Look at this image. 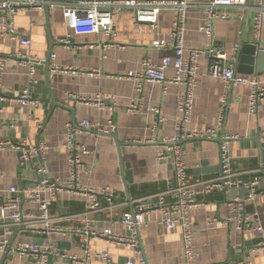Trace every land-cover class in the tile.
I'll list each match as a JSON object with an SVG mask.
<instances>
[{"label": "crops", "instance_id": "0c3cea01", "mask_svg": "<svg viewBox=\"0 0 264 264\" xmlns=\"http://www.w3.org/2000/svg\"><path fill=\"white\" fill-rule=\"evenodd\" d=\"M211 0H198V7L189 13L186 33L188 49H205L212 45L220 46L229 57L237 59L241 42L255 44L264 49V29L261 42H257L253 31L251 12L237 8L220 9L229 19L214 21L212 38L199 33V27L206 19L201 5ZM15 16L19 33L32 41L30 47L19 41L0 36V56L8 58L3 76L2 90L6 97L4 106L5 122L17 120L18 125L11 129L8 125L0 128V140L20 142L29 145L46 142L48 150L43 159H35L23 164L20 153L12 149L0 154L2 172V197L9 198V189L16 186L28 192L37 182L36 167L42 163L47 168V176L65 184L68 180V152L64 147L66 129L72 124L82 131L79 141L86 146L88 153L83 155L84 170L79 184L89 190H111L115 197L101 199L99 213L90 215L91 228L95 231L112 230L126 236L128 231L122 224L126 213L137 211L142 204L159 201V195L176 187L175 171L169 161L159 162L158 152L165 147L164 141L175 134V127L181 116L177 105L179 96L185 91L183 85L167 83L158 85L144 83L142 92L138 83L124 76L141 70L144 60L160 64L168 49L155 48L158 39H168L173 13L162 12L158 29L136 25L132 11H121L114 19L116 37L99 34H73L71 44L65 46L62 39L70 33L64 20L62 0H50L53 5L45 11L43 0H20ZM31 2H34L32 5ZM53 46L57 55L56 63L67 66L71 73H53L50 61V85L47 87L45 62ZM21 54L42 60L38 68V84L31 87L35 98L42 105L35 109L22 106L14 99L27 87L28 68L22 65ZM256 72L264 80V58ZM208 56L200 58V73L196 89L190 130L216 129L221 119L222 101L226 99V109L221 131L212 139H195L182 142L187 173L192 178L214 179L220 174L221 143L217 141L227 136H236L228 143L232 157V170L235 177L252 181L264 176V146L261 133L264 132V102L256 114L249 113L250 89L245 86H229L219 79L209 76ZM236 71L237 67L235 66ZM238 73V71H237ZM175 75L173 69L166 72L167 78ZM243 75V74H241ZM55 101L71 110L53 105ZM82 98L92 100L90 104ZM137 105V109H130ZM155 109L160 111L156 113ZM89 120L99 126L116 125L112 134H92L83 130L80 124ZM109 135H116V141ZM119 143L120 146L117 144ZM205 165V166H203ZM131 173V176L129 175ZM131 179V180H130ZM260 190H264L261 188ZM244 190V189H240ZM236 190V191H240ZM230 192V191H229ZM214 192L200 196L204 205L190 215L194 230V246L198 253V264H264V233H242L228 220L232 216L231 202L242 199L240 194ZM246 197V196H245ZM93 199L63 194L52 201L50 212L64 227H83V214ZM167 202L171 199L167 198ZM252 206V209H247ZM25 212L36 213V204L21 202ZM246 213H257L264 228V193L256 201L247 205ZM210 218L217 223L209 224ZM162 215L158 210L147 216V225L140 232V246L136 250L129 246L109 244L100 239H92L94 250L107 249L116 263L129 258L143 259L146 264H183L184 245L179 234L168 233L160 224ZM225 224V225H223ZM0 240L6 227L0 224ZM43 225L33 226L25 231L17 230L9 247L0 252V264H38L18 255L13 250L19 244L33 243L43 246L47 238L41 234ZM74 238H56L54 244L67 254L76 253L83 258V252L76 250ZM10 251V252H9ZM92 264H103L94 260Z\"/></svg>", "mask_w": 264, "mask_h": 264}, {"label": "built area", "instance_id": "2783aa9c", "mask_svg": "<svg viewBox=\"0 0 264 264\" xmlns=\"http://www.w3.org/2000/svg\"><path fill=\"white\" fill-rule=\"evenodd\" d=\"M20 0H0V36L7 40L19 41L22 46L30 47L32 41L22 37L19 33L15 16L18 12L17 3ZM198 0H62L61 9L64 20L70 33L62 39V44L69 46L73 34H99L103 33L109 38L116 37L115 16L121 11H132L133 21L136 25L148 26L158 29L162 12L171 11L173 19L168 39L155 40V48L168 49L172 55L163 58L160 64H153L144 60L141 70L127 73L124 78L134 79L138 83V91L142 92L144 83L165 85L167 83L183 85L185 91L179 96L178 111L180 120L176 124L175 134L167 138L165 147L157 154L159 162L169 161L175 171L177 185L166 193L159 195V201L142 204L137 211L126 213L122 220L123 226L128 231L126 236L114 233L112 230L102 232L91 228L90 215L99 213L101 199H114V193L109 189L100 191L89 190L79 184L83 172V155L88 153L86 146L79 141L82 131L72 124L67 125L65 149L68 152V180L60 184L58 180H52L47 176V168L42 163L36 167L39 178L37 183L28 192L20 191L16 186L9 189V198L2 197L0 187V224L6 227L0 240V252H5L11 246V239L17 230L25 231L33 226L42 224L41 232L47 238V243L38 246L31 243H22L14 248V252L22 257L29 258L38 264H92L94 260H100L103 264H146L143 259L129 258L123 263H116L107 249L94 250L90 246L92 239H100L109 244L129 246L136 250L140 246V232L147 225V216L150 212L158 210L162 215L160 224L168 233L179 234L184 245L183 264H198V253L194 246V230L190 215L196 209L202 207L204 202L199 201L200 196H207L214 192H229L231 190H248V195L243 199L231 202L232 216L228 220L235 228L244 233H257L263 235L264 228L257 213H246V207L256 201L260 193V186L264 184V176L256 177L252 181H245L235 177L232 170V157L228 149V143L236 136H227L221 147L220 174L214 179L192 178L187 173L186 161L182 142L195 139H212L218 134L223 125V117L226 109V99L221 105V119L216 129L190 130L186 125L190 122L198 79L200 73V58L208 56L210 60L209 76L221 80L226 87L245 86L250 89L249 113L256 114L260 105L264 102V80L257 75H241L237 73L234 59L226 54L222 47L212 45L205 49H188L186 47V33L189 13L198 7ZM21 3V2H20ZM33 5L34 2H31ZM42 5L39 4L38 7ZM205 9L206 19L199 27L198 32L208 38L214 34V21L227 20V13L219 12L220 9L237 8L242 12H251L253 17V31L257 42H261L264 29V0H211L201 5ZM240 46L236 49L238 50ZM22 65L28 68L27 87L14 101L22 106L35 109L42 105V101L35 98L31 87L37 85L38 68L43 62L31 56L21 54ZM57 55H51V71L53 73H71L73 70L67 66L56 63ZM8 58L0 56V128L8 125L12 130L18 125L17 120L5 122L4 106L6 97L2 90L3 76L6 70ZM173 69L175 75L169 79L166 72ZM82 102L90 104L92 100L85 98ZM132 105L130 109H137ZM156 113L160 111L155 109ZM80 127L92 134H112L116 132V125L110 122L108 126H99L89 120H85ZM264 146V132L261 133ZM14 150L21 154L23 164H30L35 159H43L48 145L40 142L37 145H29L26 141L12 142L0 140V154L6 150ZM2 172L0 170V184ZM63 194L71 196L80 195L93 199L92 204L87 205L83 214V227H64L58 220L51 216L50 207L52 201L58 200ZM171 201L167 202L166 199ZM30 201L37 206L36 213L25 212L21 202ZM208 223H217L216 218H210ZM225 225V224H223ZM1 226V225H0ZM74 238L73 244L76 250L83 252V258L76 253L67 254L61 251L55 244L56 238Z\"/></svg>", "mask_w": 264, "mask_h": 264}, {"label": "water", "instance_id": "95a60500", "mask_svg": "<svg viewBox=\"0 0 264 264\" xmlns=\"http://www.w3.org/2000/svg\"><path fill=\"white\" fill-rule=\"evenodd\" d=\"M41 5L45 8L46 12H49L50 7L53 5V2H50V0H43V3ZM52 54H53V46L51 45V49L49 52L48 59L46 60V62L44 64L45 68H46L45 74H46V80H47V87L50 90H51L50 61H51V55ZM263 58H264V49L259 48L258 45H255V44H243L241 42L239 51L237 53V59L234 61V65L237 67V71L239 74L253 75L256 72H259V73L261 72L260 67L262 65L260 63H261ZM52 100H53V105L55 107H59V108H62L64 110H71L65 106L58 104L55 101L54 95H52ZM71 112H73V110H71ZM105 135H108V134H105ZM109 136L113 137L116 141H118L116 135H109ZM199 140H203V139H199ZM217 142L222 144L224 142V139H220ZM117 144L120 146L119 143H117ZM19 156L21 157V154ZM203 166H205V165H203ZM129 175L131 176V173H129ZM261 188H264V184ZM232 193H234L235 195L240 194L241 198L243 199L245 196L248 195L249 192H248V190H240L239 192L236 190H231L229 192V194H232ZM248 208L252 209V206H248L247 209ZM9 248H10L9 250L11 251L12 246H10Z\"/></svg>", "mask_w": 264, "mask_h": 264}]
</instances>
